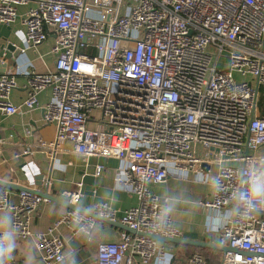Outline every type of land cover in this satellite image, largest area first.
<instances>
[{
    "label": "built area",
    "instance_id": "obj_1",
    "mask_svg": "<svg viewBox=\"0 0 264 264\" xmlns=\"http://www.w3.org/2000/svg\"><path fill=\"white\" fill-rule=\"evenodd\" d=\"M16 25L21 53L52 41L54 57L52 71L24 74L20 106L10 100L18 74L7 66L0 76L5 116L35 111L39 95L51 93L42 110L54 140L19 144L23 155L49 150L54 160L70 143L86 162L116 159V185L138 197L121 216L104 202L92 206V214L135 232L100 243L96 264L167 259L155 236L182 233L164 215L168 200L151 186L165 184L172 168L213 187L201 206L219 221V245L248 253L220 252L219 264H264V204L248 207L241 199L251 170L264 162V0H0V27ZM103 171L98 165L96 176ZM81 188L68 193L74 206ZM48 203L32 191L19 192L13 203L0 187V215L11 212L14 235L32 241L45 264H61L65 243L56 231L66 226L90 242L97 223L67 210L46 233H34ZM182 257V264H209L201 252ZM5 264L18 263L10 257Z\"/></svg>",
    "mask_w": 264,
    "mask_h": 264
},
{
    "label": "crops",
    "instance_id": "obj_2",
    "mask_svg": "<svg viewBox=\"0 0 264 264\" xmlns=\"http://www.w3.org/2000/svg\"><path fill=\"white\" fill-rule=\"evenodd\" d=\"M15 28L22 29L19 25L12 29L0 27V50L4 47L0 53L4 54L3 56L6 54L8 44L23 48L11 32ZM51 47L52 41H49L39 46L36 51L20 52L17 58L6 60L8 69L18 74L16 77L18 88L10 98L14 105L20 106L26 97L27 79L24 75L26 72L32 70L45 74L54 69V57L50 54ZM4 58L2 57L1 60L3 61ZM50 95L48 90L39 95V109L35 111L21 110L14 116L0 113V142H6L0 143V182L13 186V189H8L11 202L17 201L21 188H27L32 192L44 191L46 182L54 186L58 195L71 193L78 184L82 183V174H87L95 178V191L92 196L81 195L77 206L82 210L91 212L95 203L104 202L118 211L121 216L128 209L137 206L138 197L115 183V177L122 166L116 159L92 158L86 162L82 157L71 152L70 143L63 145L65 151L58 153L54 160L49 150L36 149L29 156L23 155L25 147L19 144H38L42 141L49 145L54 140L55 128L45 124L42 110L49 101ZM89 127L95 128L92 123ZM98 165L103 166L104 171L96 176ZM40 178H43L41 186L38 185L41 182ZM151 191L156 196L168 200L166 208L171 209L168 214L181 231V238L211 242L219 234L218 229L212 230L210 227L211 220L201 206L205 200L212 197L211 185L196 181L189 172L172 168L168 181L162 185L151 186ZM66 211V208L52 202L43 205L32 223V231L46 233ZM8 218H10L8 230L12 231L11 212L0 215V220ZM215 222L219 226V221L215 220ZM96 223L90 242H87L82 234L73 235L66 226H61L56 231L65 243L66 259L61 264H96L98 245L102 242L118 241L120 233L124 231L100 220H96ZM15 244L11 257L18 264H45L34 252L32 241H21L15 236ZM165 245L167 264H182V256L188 250L174 244Z\"/></svg>",
    "mask_w": 264,
    "mask_h": 264
},
{
    "label": "water",
    "instance_id": "obj_3",
    "mask_svg": "<svg viewBox=\"0 0 264 264\" xmlns=\"http://www.w3.org/2000/svg\"><path fill=\"white\" fill-rule=\"evenodd\" d=\"M4 48V47H3ZM1 48L0 51L3 50ZM20 54V49L13 44H8L6 47V54L0 53V58L5 57L4 61L6 60H11L17 58V56ZM7 63L5 62L3 65H0V76L4 74L6 68H7ZM83 179H82V188L80 190L81 195H87V196H92L95 191V178L93 176L87 175V174H82ZM41 179V178H40ZM43 178L41 179V182L38 184L39 186L42 185ZM46 189L44 191H36L37 195H39L42 198L48 199L50 202L58 204L59 206H62L66 208L67 210H77L80 212H83L87 215L92 216L96 220L103 221L107 224H109L112 227L124 230L129 233H135L131 229H129L127 226L120 224L119 222H112L109 220H105L103 218L98 217L97 215L92 214L91 212H88L87 210H82L79 206H74L70 203V195L69 194H57V191L54 190V186L50 185V183L46 182ZM0 187L1 188H6V189H13V186L8 183H3L0 182ZM50 190V192H49ZM22 191H31L28 190L27 188H21L20 192ZM155 238L165 244H174L177 246H187L191 248H196V249H204V250H213L221 253H227V252H239L242 254L248 255L247 252L245 251H240L238 249H233L230 247H221L219 245L220 243V235L218 234L213 241H197V240H189V239H184V238H174V239H168V238H162V237H157Z\"/></svg>",
    "mask_w": 264,
    "mask_h": 264
},
{
    "label": "clouds",
    "instance_id": "obj_4",
    "mask_svg": "<svg viewBox=\"0 0 264 264\" xmlns=\"http://www.w3.org/2000/svg\"><path fill=\"white\" fill-rule=\"evenodd\" d=\"M246 183L248 184V192L241 197L245 205L255 207L257 204H264V162L251 170ZM169 211L171 209L166 208L164 215H167ZM9 224L10 218L0 220V231L3 232L0 235V264H5V260L11 257V253L16 247L14 233L8 230ZM209 224L212 230L218 229L215 220L210 221ZM160 264H166V260Z\"/></svg>",
    "mask_w": 264,
    "mask_h": 264
},
{
    "label": "rangeland",
    "instance_id": "obj_5",
    "mask_svg": "<svg viewBox=\"0 0 264 264\" xmlns=\"http://www.w3.org/2000/svg\"><path fill=\"white\" fill-rule=\"evenodd\" d=\"M13 33V31H11ZM21 34L20 32L18 33V35ZM236 79L239 81L241 80L240 77L236 76ZM207 258H209L212 262V264H218V257L216 256V254H214L212 251H203L202 252ZM190 254V251H187L184 256L188 257Z\"/></svg>",
    "mask_w": 264,
    "mask_h": 264
},
{
    "label": "trees",
    "instance_id": "obj_6",
    "mask_svg": "<svg viewBox=\"0 0 264 264\" xmlns=\"http://www.w3.org/2000/svg\"><path fill=\"white\" fill-rule=\"evenodd\" d=\"M183 248L187 249L188 251H190V253H193V252H203V251H212L214 254H216V256L218 257V264H219V259H220V255L221 253L220 252H217V251H213V250H204V249H196V248H191V247H187V246H183ZM203 254V253H202ZM208 263L209 264H212L211 260L208 258Z\"/></svg>",
    "mask_w": 264,
    "mask_h": 264
}]
</instances>
